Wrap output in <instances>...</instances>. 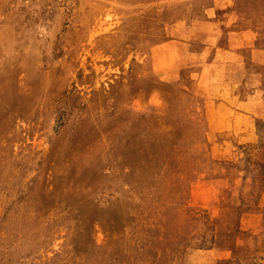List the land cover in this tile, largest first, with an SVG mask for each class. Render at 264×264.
<instances>
[{"label": "rangeland", "instance_id": "1", "mask_svg": "<svg viewBox=\"0 0 264 264\" xmlns=\"http://www.w3.org/2000/svg\"><path fill=\"white\" fill-rule=\"evenodd\" d=\"M0 264H264V0H0Z\"/></svg>", "mask_w": 264, "mask_h": 264}, {"label": "bare ground", "instance_id": "2", "mask_svg": "<svg viewBox=\"0 0 264 264\" xmlns=\"http://www.w3.org/2000/svg\"><path fill=\"white\" fill-rule=\"evenodd\" d=\"M226 80L227 79H225L224 81H221V83L225 85L224 87H222L221 90H228L229 89V83ZM225 102H228L229 103L230 102V99H228V97H225Z\"/></svg>", "mask_w": 264, "mask_h": 264}]
</instances>
